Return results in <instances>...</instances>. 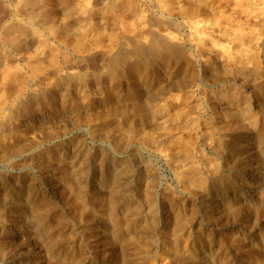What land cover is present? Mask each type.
I'll return each mask as SVG.
<instances>
[{
    "label": "rangeland",
    "instance_id": "obj_1",
    "mask_svg": "<svg viewBox=\"0 0 264 264\" xmlns=\"http://www.w3.org/2000/svg\"><path fill=\"white\" fill-rule=\"evenodd\" d=\"M0 264H264V0H0Z\"/></svg>",
    "mask_w": 264,
    "mask_h": 264
},
{
    "label": "bare ground",
    "instance_id": "obj_2",
    "mask_svg": "<svg viewBox=\"0 0 264 264\" xmlns=\"http://www.w3.org/2000/svg\"><path fill=\"white\" fill-rule=\"evenodd\" d=\"M130 54L134 57L133 59H130L129 57ZM185 55L186 54L182 46L172 44L170 42H164L157 38H153L148 46L135 45L129 51L126 49L118 50L112 58V63L115 66L119 67L127 77H134L136 75L145 73L150 68H154V66L156 65L155 63L161 59H164L166 61L180 60L182 57H185ZM139 94L140 93L138 90L133 89V91H130L126 95V97L135 99L137 102H139L140 101V100L138 101Z\"/></svg>",
    "mask_w": 264,
    "mask_h": 264
}]
</instances>
